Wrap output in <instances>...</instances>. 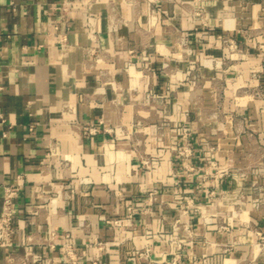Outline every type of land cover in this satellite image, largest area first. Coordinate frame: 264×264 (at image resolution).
<instances>
[{
	"label": "crops",
	"instance_id": "0c3cea01",
	"mask_svg": "<svg viewBox=\"0 0 264 264\" xmlns=\"http://www.w3.org/2000/svg\"><path fill=\"white\" fill-rule=\"evenodd\" d=\"M62 1L0 0V264H65L66 232L77 264H142L146 241L169 264L171 238L180 264H264L243 224L264 234V0ZM129 206L133 228L104 222Z\"/></svg>",
	"mask_w": 264,
	"mask_h": 264
},
{
	"label": "built area",
	"instance_id": "2783aa9c",
	"mask_svg": "<svg viewBox=\"0 0 264 264\" xmlns=\"http://www.w3.org/2000/svg\"><path fill=\"white\" fill-rule=\"evenodd\" d=\"M70 0H63L62 1V8L64 10H67L68 6L70 5ZM192 15L194 17L203 18L204 17V11L199 8H193L191 11ZM87 24L88 25H94V20L92 16H87ZM222 42L225 44V46L231 51L236 48V44L233 39L230 37L224 38ZM261 47H264L263 44L260 45ZM264 61V58H263ZM129 66L132 65V63H128ZM0 118L2 120L3 117L0 115ZM98 127H89L88 131L89 133L93 134L98 131ZM183 130L186 132L189 130L188 127H183ZM189 150V149H188ZM185 150H180V153H183ZM190 151V150H189ZM146 163L147 161H143ZM17 186L13 183H8L3 185V199H2V207L0 210V249L2 247L10 246L12 243V229H13V216L15 212V199L17 197ZM134 219H135V212L132 209L131 206L127 207V213L126 215L122 217H103V220L105 223L116 227L120 229H128L134 227ZM243 224L248 227V229L256 236L255 241L253 244L257 246L259 249H264V234L263 232L258 229L257 223H252L251 225L248 224L247 221H244ZM183 227L185 232L189 236H192L190 229L187 225L181 224V222L176 219L173 224L172 228L174 231L180 229ZM222 228H226V226L222 225ZM52 236L56 235L55 231L51 232ZM66 240L62 244V250L63 255L65 257V264H77V252L76 248L73 242H71L69 238V233H64L63 235ZM172 242L175 243V250L172 251L170 258L168 259L169 264H180V260L182 258V248H183V242L181 240L173 239L171 238ZM95 244L97 245V248L99 251H102L106 247V242L99 240L97 238H94ZM51 246L53 244L51 243ZM226 250H229L230 247H226ZM137 258L141 261L142 264H164L166 259L164 257L157 258L153 254V247L152 244L146 241L142 248L136 251ZM98 258L94 257L92 259L93 264L98 263ZM46 264H54L51 261H47ZM202 264H207L205 260H203Z\"/></svg>",
	"mask_w": 264,
	"mask_h": 264
},
{
	"label": "rangeland",
	"instance_id": "374dc122",
	"mask_svg": "<svg viewBox=\"0 0 264 264\" xmlns=\"http://www.w3.org/2000/svg\"><path fill=\"white\" fill-rule=\"evenodd\" d=\"M192 17L195 18L193 15H192ZM188 70H189V77H190L191 83L197 85L198 82L201 80L200 74H199L200 64L198 62L191 61V62H189ZM216 86L217 87L218 86L219 87H223L224 86V82L220 81V83L219 84L217 83ZM220 96L222 98L223 93H221ZM254 97H264V87L262 85V82H260L259 84L255 85V87H254ZM210 147L212 149L213 147H215V145L211 144Z\"/></svg>",
	"mask_w": 264,
	"mask_h": 264
}]
</instances>
